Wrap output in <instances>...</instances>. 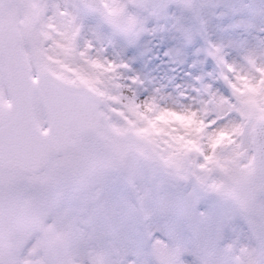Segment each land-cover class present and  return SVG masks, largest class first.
<instances>
[{"label":"snow or ice","instance_id":"obj_1","mask_svg":"<svg viewBox=\"0 0 264 264\" xmlns=\"http://www.w3.org/2000/svg\"><path fill=\"white\" fill-rule=\"evenodd\" d=\"M0 264H264V0H0Z\"/></svg>","mask_w":264,"mask_h":264},{"label":"rangeland","instance_id":"obj_2","mask_svg":"<svg viewBox=\"0 0 264 264\" xmlns=\"http://www.w3.org/2000/svg\"><path fill=\"white\" fill-rule=\"evenodd\" d=\"M208 3H212L213 0H207ZM195 51V50H194ZM181 64H183V61H180ZM144 68L147 69L149 72H154V71H163L162 69V65H152L150 67V62L149 61H145L144 63ZM169 75L166 76L165 78L169 79L170 81L172 80H176L177 78L182 77L183 75V69L182 68H169L168 70ZM155 79L156 77H150ZM188 85L185 83V87H187Z\"/></svg>","mask_w":264,"mask_h":264}]
</instances>
